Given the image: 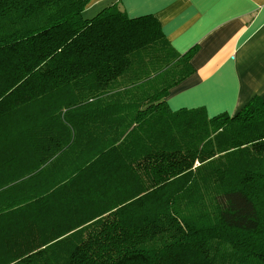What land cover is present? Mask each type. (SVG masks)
Instances as JSON below:
<instances>
[{"label":"trees","instance_id":"trees-1","mask_svg":"<svg viewBox=\"0 0 264 264\" xmlns=\"http://www.w3.org/2000/svg\"><path fill=\"white\" fill-rule=\"evenodd\" d=\"M91 1L0 0V264H264V100L172 110L195 49Z\"/></svg>","mask_w":264,"mask_h":264},{"label":"crops","instance_id":"crops-1","mask_svg":"<svg viewBox=\"0 0 264 264\" xmlns=\"http://www.w3.org/2000/svg\"><path fill=\"white\" fill-rule=\"evenodd\" d=\"M116 2L130 19L153 17L180 55L195 49L194 73L169 92L172 110L232 115L264 100V0H92L84 13Z\"/></svg>","mask_w":264,"mask_h":264},{"label":"rangeland","instance_id":"rangeland-1","mask_svg":"<svg viewBox=\"0 0 264 264\" xmlns=\"http://www.w3.org/2000/svg\"><path fill=\"white\" fill-rule=\"evenodd\" d=\"M83 17L85 18V19H87V18H91V17H89L88 16V14H83ZM77 171H75L74 173H76ZM73 173V174H74ZM67 178V177H66ZM57 185V184H56ZM56 185H53V186H51V187H49L48 189H51V188H54ZM35 189H37V188H35ZM47 190V189H46ZM45 192V190H42L40 193H39V196L41 195V194H43ZM0 223H2V221H1V218H0ZM4 223H2V225H3ZM2 233H3V236H4V245H3V247H4V249H5V251L6 252H8L9 250H7V243H6V240L11 236V235H9V233H10V231L13 229L12 228V225H10V226H6V227H3L2 226Z\"/></svg>","mask_w":264,"mask_h":264}]
</instances>
